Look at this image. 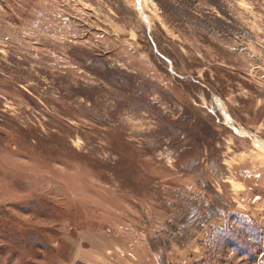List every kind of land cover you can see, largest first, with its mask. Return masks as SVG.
I'll use <instances>...</instances> for the list:
<instances>
[{"label":"rangeland","instance_id":"374dc122","mask_svg":"<svg viewBox=\"0 0 264 264\" xmlns=\"http://www.w3.org/2000/svg\"><path fill=\"white\" fill-rule=\"evenodd\" d=\"M0 264H264V0H0Z\"/></svg>","mask_w":264,"mask_h":264},{"label":"trees","instance_id":"16d2710c","mask_svg":"<svg viewBox=\"0 0 264 264\" xmlns=\"http://www.w3.org/2000/svg\"><path fill=\"white\" fill-rule=\"evenodd\" d=\"M248 228H250L251 230V227L249 226ZM240 231H243L241 233H237L235 235H233V237L236 239V240H239V245H233L234 248L238 251V252H241L240 254H245L249 251V248H250V245L248 244L247 241H244V232H245V227L243 228V230H240ZM256 234H260L261 235V231H257L256 229Z\"/></svg>","mask_w":264,"mask_h":264}]
</instances>
